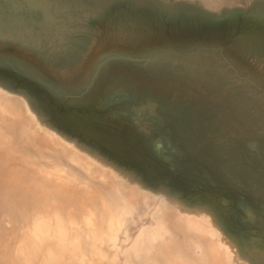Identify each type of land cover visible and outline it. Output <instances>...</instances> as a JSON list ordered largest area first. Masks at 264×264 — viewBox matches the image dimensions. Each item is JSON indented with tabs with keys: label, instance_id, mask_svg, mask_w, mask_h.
I'll use <instances>...</instances> for the list:
<instances>
[{
	"label": "rangeland",
	"instance_id": "obj_1",
	"mask_svg": "<svg viewBox=\"0 0 264 264\" xmlns=\"http://www.w3.org/2000/svg\"><path fill=\"white\" fill-rule=\"evenodd\" d=\"M5 117L98 200L84 264H264V0H0Z\"/></svg>",
	"mask_w": 264,
	"mask_h": 264
},
{
	"label": "bare ground",
	"instance_id": "obj_2",
	"mask_svg": "<svg viewBox=\"0 0 264 264\" xmlns=\"http://www.w3.org/2000/svg\"><path fill=\"white\" fill-rule=\"evenodd\" d=\"M204 1L215 7L235 0ZM27 127V120L0 118V264H73L79 256L84 264L85 251L77 254L78 246L96 232L92 222L85 227V210L99 202L85 196V185L74 176L54 169L61 155L49 150L51 142L42 141L37 130L27 133ZM101 198L102 210L106 201ZM69 204L73 210L62 221L58 212Z\"/></svg>",
	"mask_w": 264,
	"mask_h": 264
}]
</instances>
